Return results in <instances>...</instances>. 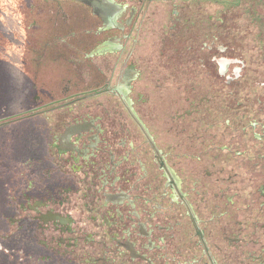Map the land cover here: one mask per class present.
I'll list each match as a JSON object with an SVG mask.
<instances>
[{
	"label": "flooded vegetation",
	"instance_id": "flooded-vegetation-1",
	"mask_svg": "<svg viewBox=\"0 0 264 264\" xmlns=\"http://www.w3.org/2000/svg\"><path fill=\"white\" fill-rule=\"evenodd\" d=\"M110 1L90 50L29 32L28 64L0 57V133L43 135L3 161L0 264H264V0Z\"/></svg>",
	"mask_w": 264,
	"mask_h": 264
},
{
	"label": "rangeland",
	"instance_id": "rangeland-1",
	"mask_svg": "<svg viewBox=\"0 0 264 264\" xmlns=\"http://www.w3.org/2000/svg\"><path fill=\"white\" fill-rule=\"evenodd\" d=\"M127 4L131 5V3L128 2ZM169 8H171V6H168L165 3L162 4L161 2H153V4L151 5H146L145 10L149 9L147 10L148 12L146 16L150 18L149 21L146 22L147 33L150 32L152 34H156V37L159 38L165 37L167 34H169L168 27L173 24V17L168 13V11L170 10ZM214 10H217L218 16H220L223 8L221 6H207L208 13H211ZM150 12H152L153 15H149ZM238 13L239 12H237V14L229 13V15H227L229 17L231 15H234V17L232 16L233 18H236V20L234 19V22L240 21V23L242 24L243 21L241 20H243V16L239 15ZM63 15L68 18L67 22H64L65 20L63 18ZM95 23L96 20L95 18L93 19L91 9L75 0H0V57L11 62L13 61L12 58L14 57L15 59H17L18 63L19 54H25V59L28 64V62L31 60L29 55L26 53V51L21 52V48L18 47V45L19 41L25 38L29 32H36V34H41L42 36H45L48 39L52 40L67 36L68 41H71L75 46L79 48V50H90L93 47L92 41L97 38L93 34ZM26 25L29 29L27 33L25 29ZM74 33H76V35H74ZM109 34L111 33H104L98 38L99 40H102ZM9 39H12L13 43L8 42L7 40ZM20 44L22 45L23 42H21ZM57 46L63 45L58 43ZM169 48H171V46H169ZM43 52L44 50L42 51V54ZM172 54L173 52L170 50V58L172 57ZM60 63V61H57L55 64L59 66ZM173 64L175 65L177 63L173 62ZM69 72V75L74 81L76 77V70L73 68V70ZM50 75L57 76L58 74L53 73ZM10 78L11 85L13 84V87L11 88L17 87L18 79L11 76ZM59 85V82L57 84L55 82L47 84V86L52 87V89L54 90H59L61 87ZM26 86L27 85H23V87ZM7 97L11 98L10 101L13 102L12 104H17L16 106L10 107L9 110L6 109L9 113L11 112V110L19 108L20 106H22V103L24 104L26 102L24 95L21 97L19 96L17 88H15L13 92H10ZM160 119H162L161 115ZM25 123L16 122L11 124L8 129L4 130L5 136L0 133V176L4 170L3 161L7 160L8 156H6V154L8 155L10 150H12L14 147H16L15 149H19L20 147L17 146L22 143L25 145H32V147H35V144L41 145V139L43 138V135L40 137L38 142L35 141L33 137H29V135L23 136L20 134L23 142H21V139L17 137L19 135L14 136L15 138L12 135H8L7 131L9 130L12 132L14 128L18 127V125L20 126V129H24ZM163 124L164 126H162L161 129H165L167 120H164ZM23 144L22 147L24 146ZM26 158L32 159L31 154L29 157H25V159ZM3 185L4 188L0 181V197L3 193L6 195L7 189H9L8 187H10V185L8 187L6 186V182Z\"/></svg>",
	"mask_w": 264,
	"mask_h": 264
},
{
	"label": "water",
	"instance_id": "water-1",
	"mask_svg": "<svg viewBox=\"0 0 264 264\" xmlns=\"http://www.w3.org/2000/svg\"><path fill=\"white\" fill-rule=\"evenodd\" d=\"M92 10L95 16L101 17L105 23L106 19L113 22L116 14L120 12V7L110 0H78ZM106 18V19H105Z\"/></svg>",
	"mask_w": 264,
	"mask_h": 264
}]
</instances>
